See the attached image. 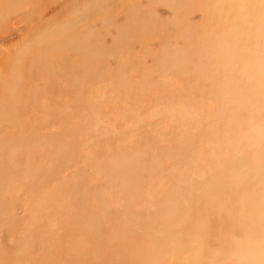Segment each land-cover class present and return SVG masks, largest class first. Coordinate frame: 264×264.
<instances>
[{
    "label": "rangeland",
    "instance_id": "rangeland-1",
    "mask_svg": "<svg viewBox=\"0 0 264 264\" xmlns=\"http://www.w3.org/2000/svg\"><path fill=\"white\" fill-rule=\"evenodd\" d=\"M96 1L0 0V264L48 262L38 237L29 235L28 208L33 206L42 217H70L72 210L63 205L61 192L67 180L78 185L83 175L97 184L95 167H103L106 158L117 152L153 155L155 151L135 146L136 142L157 135L174 116L193 126L190 103L202 110L217 106L236 110L237 102L224 97L221 83L209 85L208 89L219 95L216 100L209 99L197 91L190 78L156 63L164 44L169 49H184L182 34L193 26L204 24L206 31L215 29L217 21L206 15L220 13V0H198L195 5L188 1L181 8L163 0ZM133 8L137 21L147 17L154 21L151 28L115 40L116 27L125 24L127 10ZM82 39L88 55L96 56L100 46L104 49L89 74H83L76 65L79 50L71 46ZM207 43L211 45L213 39H207ZM243 45L246 48L248 42L244 40ZM249 60L250 71L255 72L253 57ZM202 61L204 56H192L189 67ZM227 76L222 71L219 79L224 81ZM256 76L261 79L260 74ZM250 89L254 93L260 86ZM241 142L251 145L256 140L250 137ZM177 165V158L166 159L163 169L137 174L145 185L138 189L140 200L136 204L152 215L150 230L155 236L167 225L161 181ZM245 168L242 171H250ZM113 175L110 192L122 201L124 176ZM192 175V187L197 188L196 176ZM151 178L155 179L153 183ZM252 183L251 195L241 186L242 196L257 195L259 183ZM206 193L212 198L216 192L208 189ZM160 198L162 205L158 203ZM60 202L63 210L57 209ZM254 205L252 199L246 201L241 214L252 218ZM46 221L40 222L41 231L46 230ZM68 223L59 225L62 251L53 256L57 264H66L65 255L71 264H81V251L91 264L97 263L101 251L95 240L90 239L80 249L76 233L62 228ZM218 224L235 240H245L242 223ZM130 237V232L116 226L105 240L128 244ZM167 238L173 242V237ZM196 246L172 249L162 263L156 264H189ZM207 247L214 253L215 262L230 263L219 251V239L209 240Z\"/></svg>",
    "mask_w": 264,
    "mask_h": 264
},
{
    "label": "bare ground",
    "instance_id": "bare-ground-1",
    "mask_svg": "<svg viewBox=\"0 0 264 264\" xmlns=\"http://www.w3.org/2000/svg\"><path fill=\"white\" fill-rule=\"evenodd\" d=\"M163 1L174 8L184 7L188 1L194 5L198 2ZM220 2V13L206 15L217 21L215 29L206 31L204 24L193 26L190 32L182 34L185 48L169 49L164 44L156 56V63L169 72L190 78L197 91L209 99L219 98L213 88L208 89L209 85L221 83L224 97L237 102L235 112L224 106L202 110V107L190 103L193 126L187 125L181 116H174L158 129L157 135L145 142H136L135 146L155 151L153 155L117 152L106 158L103 167H95L97 184L83 175L78 185L67 180L61 192L65 197L63 205L72 210L70 217L63 220L43 218L30 205L28 232L40 240L43 253L48 256L46 264H57L53 256L62 251L59 225L63 222H69L62 226L64 230L76 233L80 249L90 239L95 240L101 258L93 264L162 263L169 251L183 250L188 244L197 245L189 264H220L213 260L214 253L207 247L212 239L220 240L219 251L225 260L230 261L229 264H264V128L259 127L264 125V0ZM126 16L125 24L116 27L118 35L115 40L133 31L149 30L154 22L150 17L137 21L134 8L128 9ZM207 39H213V43L208 44ZM244 40L248 42L246 48ZM72 45L79 50L76 65L83 74H89L104 49L100 46L96 56H91L86 53L83 39ZM192 56H204V61L199 66L189 67ZM250 56L256 65L255 72L250 71ZM222 71L228 73L224 81L219 79ZM252 85H259L260 89L253 93ZM176 127L179 129L175 130ZM250 137L256 143L241 142ZM171 158H177L178 165L161 181L167 225L158 232L159 236H155L150 230L152 215L136 204L140 200L138 189L145 185L137 174L141 170L152 173L163 169L165 160ZM245 167L250 171H242L247 169ZM113 174L124 176L122 201L117 196L112 197L114 194L110 192L113 190ZM192 174L196 176L197 188L192 187ZM154 180L151 178L150 182ZM252 181L259 183L257 195L253 198L242 196L241 186L251 195ZM208 189L215 190L214 197L207 195ZM251 199L255 202L254 216L247 218L241 214V205ZM158 203L162 205L161 198ZM61 208L63 210L60 202L57 209ZM43 219L47 220L45 231L39 228ZM223 221L242 223L245 240L237 241L229 232H222L218 223ZM116 226L130 232L128 244H119L114 239L106 242L105 237L112 235ZM169 236L173 237V242L167 238ZM252 239L257 242L253 243ZM80 255L81 264H91L83 251ZM63 261L69 264L71 260L65 255Z\"/></svg>",
    "mask_w": 264,
    "mask_h": 264
}]
</instances>
